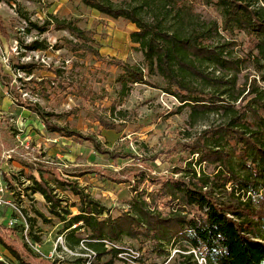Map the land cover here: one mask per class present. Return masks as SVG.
I'll use <instances>...</instances> for the list:
<instances>
[{"label":"rangeland","instance_id":"rangeland-1","mask_svg":"<svg viewBox=\"0 0 264 264\" xmlns=\"http://www.w3.org/2000/svg\"><path fill=\"white\" fill-rule=\"evenodd\" d=\"M112 1L125 8L138 4L135 0ZM244 2L264 18V0ZM0 15L11 35L9 41L0 35V70L14 78L13 89L0 82V157L15 147L21 152L2 164L10 187L28 194L22 214L29 237L26 239L21 230L20 240L38 257L57 264H73L80 257L91 260L94 255L84 245L74 251L66 246L65 223L52 213L41 194L29 191L32 169L36 178L44 175L54 188L62 209L79 213L73 207L80 201L71 189L75 186L107 210L101 219L108 215L118 218L131 211L136 186L132 176L146 174L141 188L152 192L156 187H151L149 176H170L186 168L188 162L196 164L198 155H191L184 145L229 118L221 111L194 121L190 107H182L167 93L168 82L145 66L139 44L131 39L137 28L124 19L102 15L81 0H0ZM145 18L182 36H194L221 53L224 60L236 63L237 69L202 64L201 72L209 80L188 76L192 93L220 97L228 91L222 98L233 103L237 112L251 105L258 107L257 93L252 91L264 90L263 38L255 32L249 35L230 21L222 0H162ZM60 23H72L89 41L83 43L69 30L59 29ZM36 42L42 46L37 50L31 48ZM118 61L143 68L146 82L125 86V71ZM22 102L38 106L52 126L78 135L52 134ZM247 122L257 124L253 117ZM251 128L257 131V127ZM34 147L38 151L33 152ZM141 161H154V166L149 170ZM196 168L212 172L206 164ZM58 179L67 185L57 183ZM14 218L19 225L24 222L20 214ZM33 236L40 238V243ZM79 236L88 240L90 231L85 229ZM119 245L126 253L114 259L116 264H206L197 252L191 261L186 259L180 243L165 245L160 251L152 240L123 236ZM0 253L8 262L18 264L2 245ZM112 258L108 255L102 262Z\"/></svg>","mask_w":264,"mask_h":264},{"label":"trees","instance_id":"trees-1","mask_svg":"<svg viewBox=\"0 0 264 264\" xmlns=\"http://www.w3.org/2000/svg\"><path fill=\"white\" fill-rule=\"evenodd\" d=\"M135 1L138 4L125 8L118 7L112 0H81L91 10L116 20L124 19L136 26L137 31L131 34V39L139 44L145 66L150 72L157 71L168 82L170 88L165 90L182 107H190V116L194 121L221 111L228 116V121L205 131L197 141L184 145L191 155H198L196 164L188 162L186 168L177 169L170 176H149L151 187H156L152 192L141 188L146 174H133L132 179H135L132 181L136 186L130 203L131 211L118 218L108 215L106 219H101L108 213L107 210L75 186L71 189L80 201L73 207L79 213L75 215L62 209L61 200L54 195V188L45 180L43 171V176L36 178V171L32 169L33 186L28 189L34 194H41L50 204L52 213L65 223L66 246L74 251L84 245L94 255L91 260L76 258L73 264H116L114 259L126 253V249L119 245L123 236L152 240L160 251L165 245L180 243V248L186 253L184 257L189 261L197 252L206 264H264V90L252 91V94L257 93L255 103L258 107L251 105L243 112H237L233 103L222 98L228 95V91L220 97L192 93L188 76L209 80L201 72L202 64L237 69L236 63L224 60L221 53L199 43L194 36L185 37L170 28H163L161 23L154 25L148 22L145 18L147 11L162 0ZM222 3L230 21L244 28L249 35L255 32L262 36L260 45L264 52L262 13L251 10L244 0H222ZM59 27L69 30L83 43L89 41L84 32L72 23H60ZM0 35L7 41L11 39L1 15ZM39 47L42 46L38 42L31 46L35 50ZM117 64L122 65L125 71V86L146 82L143 68L122 61ZM21 68L27 69L28 66ZM0 82L14 88L11 87L13 76L3 68L0 70ZM22 105L38 115L52 134L61 137L78 135L49 124L38 106L23 102ZM252 117L257 124L247 122ZM105 125L110 129L108 124ZM252 126L257 127V131L252 130ZM141 162L149 170L154 166V161L152 164ZM3 163L0 160V164ZM202 164L212 168V172L202 168L198 171L197 165ZM5 179L10 180L9 175L5 174ZM56 181L62 186L67 185L59 179ZM167 208L170 212L166 213ZM21 227L9 228L5 223L0 224V245L11 253L18 264H57L38 257L21 242ZM85 229L90 231L88 240L79 236ZM33 237L36 243H40V238ZM108 255L113 258L103 263L102 259ZM0 264L6 263L0 261Z\"/></svg>","mask_w":264,"mask_h":264},{"label":"built area","instance_id":"built-area-1","mask_svg":"<svg viewBox=\"0 0 264 264\" xmlns=\"http://www.w3.org/2000/svg\"><path fill=\"white\" fill-rule=\"evenodd\" d=\"M17 149L18 147H15L5 151L2 156V160L8 163L9 161L13 160L16 156H21V152H18ZM27 150H30V145L27 147ZM32 151L36 152L38 150L36 147H34L32 148ZM33 161H37V159L33 158ZM27 198L28 194L24 193L23 191L11 189L9 183L5 179L3 165L0 164V224L5 223L9 228H14L19 225V221L17 218H14V214H20L21 217L24 219V222L20 224L22 226V231L24 232L26 239H28L29 237V226L22 212ZM4 210L11 211L12 215L7 216V218H3V216H5L2 215ZM0 261L6 264H12L11 262H8L1 253Z\"/></svg>","mask_w":264,"mask_h":264},{"label":"crops","instance_id":"crops-1","mask_svg":"<svg viewBox=\"0 0 264 264\" xmlns=\"http://www.w3.org/2000/svg\"><path fill=\"white\" fill-rule=\"evenodd\" d=\"M0 160H2V157H0ZM5 174H7V173H5ZM5 212H6L7 214H5ZM2 215L11 216V215H12V212L9 211V210H4V212L2 213Z\"/></svg>","mask_w":264,"mask_h":264}]
</instances>
